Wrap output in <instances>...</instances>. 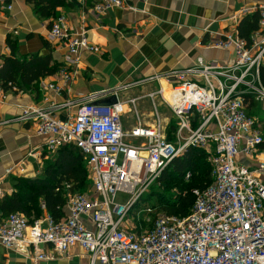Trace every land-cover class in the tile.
I'll use <instances>...</instances> for the list:
<instances>
[{"label": "built area", "instance_id": "built-area-1", "mask_svg": "<svg viewBox=\"0 0 264 264\" xmlns=\"http://www.w3.org/2000/svg\"><path fill=\"white\" fill-rule=\"evenodd\" d=\"M131 1L102 0L94 8L98 12L113 7L135 9ZM257 11L259 28L250 41L229 33L212 44L233 50L231 62L198 57L187 68L143 80L164 81L169 86L159 85L147 95L154 108L150 125L139 121L126 131L121 120L123 104L98 101L139 83L48 107H24L15 120L36 122L49 149L66 144L80 148L87 159L92 190L70 194L68 215L60 221L49 216L30 223L21 213L0 219V244L33 264L52 261L55 254L65 255L76 245L89 264H264V183L258 178L264 172V135L245 100L252 95L264 101V4ZM48 39L64 45L72 65L78 63L82 50L102 53L85 32L70 31L64 16L52 22ZM61 74L66 82L72 79L70 69ZM49 88L59 90L54 85ZM6 98L0 81V103ZM163 104L176 122L175 140H169L170 123L158 111ZM70 105L77 106L74 118L62 120L55 115ZM188 147L208 153L211 184L192 190L195 203L188 215L163 214L150 229L134 232L127 219L135 197ZM240 156L256 159V169L241 163ZM13 172L8 169L7 175ZM3 181L0 177V197Z\"/></svg>", "mask_w": 264, "mask_h": 264}, {"label": "crops", "instance_id": "crops-1", "mask_svg": "<svg viewBox=\"0 0 264 264\" xmlns=\"http://www.w3.org/2000/svg\"><path fill=\"white\" fill-rule=\"evenodd\" d=\"M34 1H0V59L12 53L10 40L16 45L17 57L50 56L59 68L55 74L42 77L31 85L18 87L9 84L10 87L5 88L7 98L0 103V177L4 180V195L14 191V178L43 177L47 162L54 160L59 150L47 147V137L38 134L36 122L15 120L24 107H48L53 103L62 104L91 93L139 83L118 91L116 95H103L98 101L101 104H123L121 120L126 131L136 127L139 121L150 125L154 108L147 95L159 85L164 89L169 86L164 81L159 84L143 80L172 69L187 68L198 57L217 63L231 62L235 56L233 50L216 48L212 44L225 38L226 34L239 35L238 25L243 18L253 16L264 4V0H133L129 5L135 9L113 7L98 12L94 6L102 0H60L55 13L44 16L36 10ZM56 16H64L70 31L85 32L102 53L82 50L77 57L78 63L72 65L64 45L48 39V31ZM66 69L72 71L69 82L61 74ZM49 85L59 90L49 88ZM250 104L247 102L248 107ZM76 111L77 106L70 105L56 110L55 115L68 120L75 117ZM158 111L170 123L167 136L169 138L172 134L173 138L169 140H175V128L171 127L172 123L176 124L173 115L166 116L162 105ZM249 114L257 120L264 135V101L256 100V106ZM239 161L252 169L257 167L256 159L240 156ZM11 168L14 172L7 175ZM259 175L264 183V172ZM91 190L92 184L88 191ZM41 210L35 220L50 216L42 201ZM66 211L68 215L67 206ZM55 255L54 260L41 264H89L79 245L73 246L65 255ZM0 264L33 262L0 244Z\"/></svg>", "mask_w": 264, "mask_h": 264}, {"label": "trees", "instance_id": "trees-1", "mask_svg": "<svg viewBox=\"0 0 264 264\" xmlns=\"http://www.w3.org/2000/svg\"><path fill=\"white\" fill-rule=\"evenodd\" d=\"M34 2L36 10L47 16L49 13H55L60 0H35ZM56 17L58 18V16ZM259 20L258 12L253 16L243 18L238 25L239 36L250 40L251 34L259 28ZM9 45L12 53L1 58L0 80L4 88L10 87L9 84L18 87L31 85L40 78L57 72L59 66L52 62L50 56L43 57L39 54H32L17 57L15 43L9 40ZM262 78L264 81V68ZM245 100L251 102L248 107V113H250V109L256 106V100L252 95H246ZM171 127L175 128L176 124L172 123ZM169 138H173L172 134H169ZM208 158L209 155L205 150L188 147L162 172L158 182L164 186V189H161L157 184V187L155 185L152 189L159 187L161 191L163 190L158 192L161 196L160 207L166 211L167 215L186 216L191 212L195 203L192 190L204 188L212 182V166ZM187 175L188 180L185 179ZM66 185H69V188ZM172 187L179 190L176 197L169 195L168 189ZM90 188L87 159L80 148L66 144L59 148L54 160L47 162L43 177L14 178V191L0 197L2 211L0 219L13 213H22L27 216L30 223H33L42 213V201L53 220H63L67 217L68 193L71 195L83 193ZM140 224L145 228L151 227V224L145 222H140ZM133 231L139 233L141 229L137 228L136 231Z\"/></svg>", "mask_w": 264, "mask_h": 264}, {"label": "rangeland", "instance_id": "rangeland-1", "mask_svg": "<svg viewBox=\"0 0 264 264\" xmlns=\"http://www.w3.org/2000/svg\"><path fill=\"white\" fill-rule=\"evenodd\" d=\"M166 112L165 115H172L170 110L166 105H162ZM161 111H163V108H160ZM257 118V117H256ZM258 119V118H257ZM209 159V158H208ZM210 162V160H209ZM258 178L262 179L261 175H258ZM186 180L189 179L188 175L185 177ZM158 185L161 189H164V186L159 184L158 179L153 183L148 189H146L144 192L140 193L135 197L133 201L132 208L129 212L128 219H127V226L130 229H133L136 231V229H141V230H148L152 227L156 219L163 215L167 214L166 211H164L160 207V201H161V196H159L158 192H162L159 187L158 189H152L153 186ZM156 185V187H157ZM169 195L176 197L179 190L176 188H169L168 189ZM165 196V195H163ZM126 198V197H125ZM123 198V199H125ZM140 222H145L146 224H151V227L148 226L147 228L140 226Z\"/></svg>", "mask_w": 264, "mask_h": 264}, {"label": "water", "instance_id": "water-1", "mask_svg": "<svg viewBox=\"0 0 264 264\" xmlns=\"http://www.w3.org/2000/svg\"><path fill=\"white\" fill-rule=\"evenodd\" d=\"M114 101H115V99H114ZM111 104V103H110Z\"/></svg>", "mask_w": 264, "mask_h": 264}]
</instances>
